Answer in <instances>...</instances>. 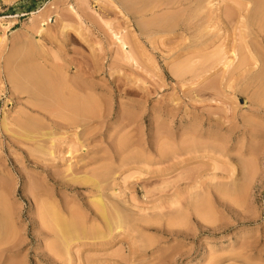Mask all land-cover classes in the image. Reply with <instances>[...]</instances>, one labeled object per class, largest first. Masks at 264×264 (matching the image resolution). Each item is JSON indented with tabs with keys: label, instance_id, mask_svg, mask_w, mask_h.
<instances>
[{
	"label": "rangeland",
	"instance_id": "374dc122",
	"mask_svg": "<svg viewBox=\"0 0 264 264\" xmlns=\"http://www.w3.org/2000/svg\"><path fill=\"white\" fill-rule=\"evenodd\" d=\"M199 1L0 0V264H264V30ZM50 82L87 114L33 108ZM95 196L128 216L111 236ZM52 209L82 226L68 256Z\"/></svg>",
	"mask_w": 264,
	"mask_h": 264
},
{
	"label": "bare ground",
	"instance_id": "6f19581e",
	"mask_svg": "<svg viewBox=\"0 0 264 264\" xmlns=\"http://www.w3.org/2000/svg\"><path fill=\"white\" fill-rule=\"evenodd\" d=\"M173 1V0H172ZM208 1V0H207ZM211 1V0H210ZM230 1V0H229ZM168 2V1H167ZM200 2H202V0H200L199 2H198V4L200 3ZM209 2V1H208ZM208 2L207 3H205V4H208ZM222 2V1H221ZM227 2V1H226ZM225 2V3H226ZM237 0L234 2V3H232V1H231V3L234 5V6H237L238 7V9H236V7H235V9L236 10H234L233 9V11H235V13H236V16L235 17H237L236 19L238 20L236 23H238L239 22V24L241 23L242 24V26H245V27H249V26H251L252 25V27H255L257 30V32L258 33H261L262 32V30H264V0H247L245 3H239V2H237ZM203 3V2H202ZM210 3V2H209ZM219 3V2H218ZM197 4V3H196ZM210 4H212V3H210ZM220 4V3H219ZM228 5H231V4H228ZM188 6V5H187ZM199 5H197V7H198ZM234 6H232L233 8H234ZM202 7V6H201ZM205 7V6H204ZM203 7V8H204ZM207 8V7H206ZM229 8V7H228ZM197 9V8H196ZM183 10V9H182ZM226 10V9H225ZM229 10H231L232 11V9H229ZM194 11H198V9L197 10H195V8H194ZM201 11H202V9H201ZM204 11V10H203ZM202 11V12H203ZM232 11V13H234ZM237 11V12H236ZM193 12V11H192ZM227 12H228V10H227ZM184 13V12H183ZM199 13V12H198ZM201 13V12H200ZM229 13V12H228ZM231 13V12H230ZM229 13V16L227 15V13H225V15H223V16H228V17H230V19H232L231 17H233V15L232 14H230ZM237 13H238V15H237ZM181 14V13H180ZM196 14H197V12H196ZM202 14V13H201ZM224 14V13H223ZM231 15V16H230ZM190 16H191V14H190ZM189 16V17H190ZM209 16V15H208ZM207 16V20L209 21V18L210 17H208ZM192 17H194V16H192ZM197 18H198V16H197ZM206 18V17H205ZM226 18V17H225ZM234 18V17H233ZM143 19V18H142ZM152 19V18H151ZM192 19V18H191ZM201 19H203V18H201ZM229 19V18H228ZM235 19V18H234ZM235 19V20H236ZM1 20V19H0ZM3 20V19H2ZM190 20V19H189ZM188 20V21H189ZM218 20V19H217ZM217 20H216V22H217ZM44 21V20H43ZM158 21V20H157ZM200 21V20H199ZM204 21H206V20H204ZM206 22V23H209V22ZM226 21H228V20H226ZM233 21V20H232ZM231 21V22H232ZM141 23H142V21H140ZM146 22L147 23H149L148 22V20L147 21H144V23H143V25L145 26L146 25ZM187 22V21H186ZM190 22H191V20H190ZM193 22V21H192ZM196 22V21H195ZM233 22H235V21H233ZM232 22V23H233ZM138 23V22H137ZM141 23L140 24H137V25H139L140 27H142L141 26ZM150 23H152V21H150ZM154 23V22H153ZM188 23V22H187ZM198 23H200V22H198ZM206 23H205V25H206ZM219 23V22H218ZM230 23V22H229ZM228 23V24H229ZM158 24V23H157ZM184 24V23H183ZM188 24H190V23H188ZM201 24V23H200ZM9 25H11V23H8V22H4V21H0V27H1V29L3 30V31H5L6 29H8V27H9ZM151 25V24H150ZM149 25V26H150ZM193 25V24H192ZM208 25V24H207ZM209 25H211V24H209ZM235 25H237V24H235ZM148 28H149V26L148 25H146ZM187 26V25H186ZM193 26H195V25H193ZM197 26V25H196ZM201 26H203V24H201L199 27L200 28H202ZM183 27V26H182ZM185 27V26H184ZM183 27V28H184ZM210 27V26H209ZM208 26H207V28H209ZM144 28H146V27H144ZM200 28H199V31H200ZM207 28H204L203 27V30L205 31V29H207ZM238 28V27H237ZM241 28V27H240ZM250 28V27H249ZM189 29V28H188ZM187 29V31H189ZM195 29V28H194ZM197 29V28H196ZM244 29V28H243ZM193 30V29H192ZM192 30H190L189 32H191ZM202 30V31H203ZM247 30V32H248V29H246L245 28V30L244 31H246ZM252 30V29H251ZM206 31H208V30H206ZM193 32V31H192ZM198 32V31H197ZM194 33V32H193ZM203 33V35L205 34L204 32H202ZM208 33V32H207ZM246 33V32H245ZM252 33H253V31H252ZM190 34V33H189ZM192 34V33H191ZM198 35H199V33H197ZM197 34H195V35H197ZM251 34V33H250ZM194 35V37L196 38V36ZM200 35H202V34H200ZM206 35V34H205ZM204 35V36H205ZM250 36V35H249ZM252 36V35H251ZM258 36V35H257ZM198 37H200V36H198ZM253 37V36H252ZM261 37H264V36H261ZM243 38V37H242ZM3 39H5V37H4V34H3V36H1L0 37V42L1 41H3ZM199 39V38H198ZM201 39V38H200ZM199 39V40H200ZM198 40V41H199ZM193 41H195L194 40V38H193ZM196 41H197V38H196ZM201 42V41H200ZM199 42V43H200ZM205 42V41H204ZM204 42H202V43H204ZM242 42H244V41H242ZM241 42V43H242ZM194 43H196V42H194ZM193 43V44H194ZM198 43V42H197ZM207 42H205V44H206ZM210 43V42H209ZM125 44V43H124ZM208 44V43H207ZM206 44V45H207ZM243 44V43H242ZM248 44V43H247ZM200 45H202V44H200ZM199 45V46H200ZM245 45V44H244ZM193 46H195V45H193ZM196 46H198V45H196ZM195 46V47H196ZM198 46V47H199ZM239 46H241V44L239 45ZM239 46H238V48H239ZM243 46V45H242ZM246 46V45H245ZM128 47V46H127ZM126 47V48H127ZM208 47V46H207ZM197 48V47H196ZM241 48H243V47H241ZM246 47H244L243 49H245ZM249 48V47H248ZM235 50V49H234ZM238 50V49H237ZM236 50V51H237ZM241 49L239 48V52H241L240 51ZM237 51V52H238ZM244 51V50H243ZM249 51V50H248ZM214 53H215V51H213ZM212 52V53H213ZM217 52V51H216ZM235 52V51H234ZM247 53V52H246ZM246 53H242V54H246ZM249 53V52H248ZM216 54V57H218L217 56V53H215ZM215 54H214V56H215ZM233 54H235V56H236V53H233ZM242 54H239V56L240 55H242ZM206 55V54H205ZM210 55V54H209ZM247 55V54H246ZM246 55H244V57L246 56ZM204 56V55H203ZM207 56H208V54H207ZM206 56V57H207ZM212 56V55H211ZM248 56V55H247ZM250 56V55H249ZM213 57V56H212ZM221 57V56H220ZM242 57V56H241ZM243 58V57H242ZM245 58H247V57H245ZM244 58V59H245ZM249 58V57H248ZM211 58L209 57V60H210ZM218 59H222V57L221 58H218ZM217 59V60H218ZM229 59V58H228ZM243 59V60H244ZM253 59H254V57H253ZM223 60V59H222ZM232 60V59H231ZM240 60V59H239ZM238 60V61H239ZM252 60V59H251ZM187 61H188V59H187ZM202 61H204V60H202ZM215 61H216V59H215ZM225 61V60H224ZM226 61H227V59H226ZM225 61V62H226ZM230 61V60H229ZM255 61V60H254ZM264 61V60H263ZM262 61V62H263ZM189 62V61H188ZM205 62H207V61H205ZM210 62V61H209ZM216 62H221V61H216ZM231 62H233V61H231ZM242 62V61H241ZM240 61H239V63H241ZM244 62V61H243ZM248 62H250V59H249V61H248V59H247V62H246V60H245V64L244 63H241L240 65H241V67H242V65L244 64V65H246V63L247 64H249ZM256 62V61H255ZM181 63V62H180ZM183 63H186V61L185 62H182V64ZM191 63V62H190ZM215 63V62H214ZM257 63V62H256ZM225 64V63H224ZM229 64V63H228ZM251 64H252V62H251ZM254 64V63H253ZM252 64V65H253ZM28 65V64H27ZM33 65V64H32ZM37 65V64H36ZM215 65V64H214ZM243 65V66H244ZM254 65H256V64H254ZM225 66V65H224ZM228 66V65H227ZM231 66V65H230ZM28 67V66H27ZM30 67V66H29ZM35 67V66H34ZM194 67V66H193ZM229 67V66H228ZM246 67V66H245ZM26 68V67H25ZM32 68H33V66H32ZM39 68V67H38ZM177 69H178V71L177 70H175V72L177 73V75L179 76V74H180V76H183V75H185V73H186V70L188 69L187 68V65L185 64V65H182V66H180V67H176ZM225 68V67H224ZM239 68V67H238ZM237 68V69H238ZM259 68V67H258ZM261 68H262V66H261ZM264 68V67H263ZM21 69V68H20ZM27 69V68H26ZM34 69V68H33ZM32 69V70H33ZM40 69V68H39ZM57 69V68H56ZM255 69V68H254ZM28 70H31V68H29ZM27 70V71H28ZM32 70L30 71L31 72V74H32ZM38 70V69H37ZM42 70V69H41ZM40 70V71H41ZM44 70V69H43ZM235 70V69H234ZM34 71V70H33ZM54 71V70H53ZM252 71V70H251ZM24 72H26V70H24ZM30 72L29 73H27L26 72V75L24 74L23 75V72L22 73H20V74H22L24 77L26 76V77H28L29 76V74H30ZM45 72V71H44ZM51 72V71H50ZM59 72V71H58ZM57 72V73H58ZM62 72V71H61ZM174 72V71H173ZM185 72V73H184ZM192 72V70H190V73ZM248 72V71H247ZM250 72V71H249ZM253 72V71H252ZM261 72H262V70H261ZM34 73V72H33ZM36 73H37V71H36ZM39 73V72H38ZM55 73H56V71H55ZM188 73V72H187ZM244 73V72H243ZM255 73V72H254ZM19 74V73H18ZM19 74V75H20ZM40 74V73H39ZM39 74H37V75H39ZM41 74H44L43 72L41 73ZM52 74V72L50 73V75ZM257 74V73H256ZM255 74V75H256ZM264 74V73H263ZM9 75H11V74H9ZM34 75V74H33ZM176 75V76H177ZM261 75V74H260ZM259 75V76H260ZM35 77H36V79H37V77L38 76H36V74L34 75ZM41 76V75H40ZM177 76V77H178ZM258 76V77H259ZM12 77L13 78H11V76H10V78H11V80L13 79L14 80V73H13V75H12ZM16 78H17V80H14V82H13V84L16 82V84L15 85H13V86H17V83H19V77H17V76H15ZM241 77V76H240ZM254 77V76H253ZM15 78V79H16ZM23 78V77H22ZM52 78V77H51ZM56 78V77H55ZM58 78V77H57ZM242 78V77H241ZM27 79H29V77L27 78ZM35 79V78H34ZM54 79V78H53ZM244 79V78H243ZM264 79V78H263ZM11 80H10V82H11ZM12 80V81H13ZM33 80V79H32ZM31 80V81H32ZM52 80V79H51ZM62 80V79H61ZM18 81V82H17ZM26 81V80H25ZM29 81V80H28ZM46 81V80H45ZM45 81H43V82H45ZM49 81H50V79H49ZM54 81V80H53ZM52 81V82H53ZM59 81V80H58ZM64 81V80H63ZM259 81H261V80H259ZM34 82V81H33ZM33 82H32V84H33ZM52 82H50V84L49 83H46V86H48L47 87V90L49 89V91H50V96H51V98L49 99V101L47 102V101H41V103L39 102V100L40 99H37L38 100V103L39 104H36V105H34V103H31L32 104V106H35V107H33V108H37V110H40L41 112H44L45 114H47V115H49L48 117H50V118H48L47 120H50L51 122L54 120V117H57L58 115H60V117H61V114H58V113H60V111L58 112V110L57 109H62L63 111L64 110H68L69 112H71V113H73L72 111H74V113H73V115H77L78 117L80 116L79 114H81V116H85V114H87V113H84V112H86V110L84 111V108H83V104H79L80 103V101L78 102L77 100H76V98H74L75 100H74V102L76 103V101H77V105H75V103H73V99H70V101H72L71 103H72V105H74V106H70V103H69V99H68V97L66 96L67 95V93H65L66 95V98H64V99H62L63 97L61 96V95H63V91L61 90V89H58V91L60 92V95H59V92L57 93V91H55L56 89L53 87V85H55L56 83L55 82H57L56 80L54 81V83L55 84H52ZM74 82V81H73ZM256 82V81H255ZM20 83L22 84L23 82L22 81H20ZM30 83V82H29ZM28 83V84H29ZM36 83V82H35ZM58 83V82H57ZM61 83V82H60ZM59 83V84H60ZM64 83V82H63ZM69 83V82H68ZM42 84V83H41ZM66 84H67V82H66ZM25 85V84H24ZM44 85V84H43ZM65 85V84H64ZM253 85V84H252ZM264 85V84H263ZM19 84H18V88L17 87H15V88H17V89H20L19 88ZM22 86V85H21ZM20 86V87H21ZM37 86V85H36ZM38 86H40L39 84H38ZM61 86V85H60ZM68 86V85H67ZM76 86V85H75ZM257 86V85H256ZM24 87V86H23ZM40 87H42V86H40ZM56 87V86H55ZM65 87V86H64ZM26 88V87H25ZM46 88V87H45ZM61 88V87H60ZM65 88H67V87H65ZM83 88V87H82ZM247 88V87H246ZM16 90V89H15ZM23 90H26V89H23ZM77 90V89H76ZM246 90V89H245ZM255 90V89H254ZM49 91H44L43 90V92H49ZM69 91V90H68ZM17 92V91H16ZM32 92H34L33 90H32ZM31 92V93H32ZM36 92V91H35ZM250 92H252V91H250ZM24 93V92H23ZM29 94V96L30 95H35L34 93H32V94ZM36 93H38V92H36ZM253 93V92H252ZM27 94V93H26ZM44 94H46V93H44ZM44 94L42 95L43 96V98H44ZM256 94V93H255ZM72 95H73V93H72ZM71 95V96H72ZM37 96V95H36ZM35 96V98H38V97H36ZM47 96H49V95H47ZM49 96V97H50ZM64 96V95H63ZM64 96V97H65ZM70 96V97H71ZM255 96V95H254ZM33 97V96H32ZM40 97V96H39ZM46 97V96H45ZM69 97V98H70ZM41 98V97H40ZM46 98H48V97H46ZM78 98H79V96H78ZM65 99H68V102H67V100H65ZM256 99V98H255ZM92 100V99H91ZM94 100V99H93ZM96 100V99H95ZM34 101H36V100H34ZM32 102V101H31ZM37 102V101H36ZM91 102H93V101H91ZM81 103H82V101H81ZM28 104V103H27ZM95 104V103H94ZM101 104V103H100ZM80 107H79V106ZM32 106H31V108H32ZM83 109H82V108ZM88 109V108H87ZM39 111V112H40ZM96 112V111H95ZM55 113V114H54ZM58 115H57V114ZM76 113V114H75ZM79 113V114H78ZM43 114V113H42ZM64 114V113H63ZM40 115V114H39ZM47 115H45V116H47ZM55 115V116H54ZM57 115V116H56ZM70 115H72V114H70ZM31 116V115H30ZM54 116V117H53ZM83 116V117H84ZM18 117V116H17ZM64 116H62V118H63ZM69 117V116H68ZM21 118V117H20ZM39 118V117H38ZM75 118V117H74ZM88 118V117H87ZM5 120H6V117L4 118ZM12 119V118H11ZM15 119H16V117H15ZM18 119V118H17ZM28 119H30V117L28 118ZM65 119H67V117H65ZM83 119H85V118H83ZM92 119V118H91ZM33 120V119H32ZM56 120V119H55ZM70 120H71V118L69 117V122H70ZM15 122H17L18 123V125H19V121L18 120H14ZM34 121V120H33ZM66 121H68V120H66ZM65 121V122H66ZM20 122L22 123L23 122V120L21 121V119H20ZM30 122H31V120H30ZM53 122H55V121H53ZM52 122V123H53ZM61 122V121H60ZM51 123V124H52ZM79 123V122H78ZM5 124H7V122L5 123ZM47 124H48V122H47ZM56 125V123H53V125ZM70 124V123H69ZM72 124H74V123H72ZM11 125V124H10ZM17 125V124H16ZM22 125V124H21ZM23 125H24V123H23ZM27 125H29L28 123H27ZM34 125V124H33ZM57 125H58V123H57ZM62 125H64V124H62ZM5 126H8V125H5ZM4 126V127H5ZM32 126V125H31ZM19 127H21V126H19ZM30 127V126H29ZM40 127V126H39ZM45 127H47V126H45ZM28 128V127H27ZM60 128V127H59ZM58 128V129H59ZM38 129V128H37ZM6 130V129H5ZM42 130V129H41ZM38 131V130H37ZM43 133V132H42ZM44 134V133H43ZM37 135V134H36ZM52 135V134H51ZM33 137V136H32ZM36 137V136H35ZM34 137V138H35ZM48 137V136H47ZM51 137V136H50ZM52 137L53 138H55L53 135H52ZM51 137V138H52ZM37 138V137H36ZM39 138V137H38ZM42 138H43V136H42ZM30 140H32L31 138H29ZM48 139H49V137H48ZM38 140V139H37ZM52 140V139H51ZM39 141H40V139H39ZM44 141V140H43ZM50 141V140H49ZM53 141H55V140H53ZM34 142V141H33ZM41 142V141H40ZM48 142V141H47ZM56 142V141H55ZM42 143V142H41ZM53 143V142H52ZM40 144V143H39ZM41 147H43V146H41ZM35 148V147H34ZM37 151H38V149H37ZM49 152V151H48ZM44 153V152H43ZM51 153V152H50ZM54 153V152H53ZM53 153H51V155H53ZM45 154H46V152H45ZM108 172V171H107ZM102 174V173H101ZM101 174H99V175H101ZM106 176V175H105ZM92 179V178H91ZM96 179V178H95ZM98 179V178H97ZM97 179H96V182H97ZM90 180V179H89ZM105 180V179H104ZM98 181H99V179H98ZM90 182H91V180H90ZM94 182V181H93ZM101 182V181H100ZM98 183V182H97ZM98 185V184H97ZM100 185V184H99ZM98 185V187L96 188V189H100L99 186ZM103 185V184H102ZM94 187H95V185H94ZM103 187V186H102ZM237 187V186H236ZM104 188V187H103ZM100 190H104V189H100ZM234 192V191H233ZM235 192H236V190H235ZM97 194H100V193H97ZM46 195V194H45ZM37 197V196H36ZM102 197H104V196H102ZM101 196H99V197H96L95 196V199H94V201L97 203H95L96 204V207H98L97 205H99V213L101 212V214H102V218H103V221H105L104 223H106V225H105V227L108 229L107 231H109L110 232V234L108 235V236H111V233L113 234V232L117 229V230H119V228H122L121 227V225L122 224H124L126 221H125V218H123V217H121V216H123V214H124V212H123V214H122V212H120V211H123L124 209H120V208H113L112 210H118L117 211V213L116 214H119L118 216L117 215H115V216H113L114 214H115V212L116 211H112L111 209H110V211H108V209H109V207H108V209H107V207H106V204L104 203V201H103V198H102ZM116 197V196H115ZM107 199V200H106ZM108 199L109 198H105V200L106 201H108ZM93 200V199H92ZM111 201V200H110ZM113 202V201H112ZM111 202V203H112ZM37 203H38V201H37ZM54 203V202H53ZM107 203V202H106ZM109 203V202H108ZM115 203V201L113 202V204ZM41 204H43V203H40V205ZM116 204V203H115ZM108 205V204H107ZM43 206H45V205H43ZM53 206V205H52ZM109 206V205H108ZM111 206V205H110ZM119 206V205H118ZM117 206V207H118ZM55 207V206H54ZM58 207V206H57ZM69 207V206H68ZM112 207V206H111ZM114 207H115V205H114ZM40 209V208H39ZM46 209H47V207H46ZM59 209V208H58ZM69 209H71L70 210V214L71 215H73V213H71V211H72V208H69ZM95 209V208H94ZM53 210V209H52ZM55 210H56V208H55ZM120 210V211H119ZM54 211V210H53ZM58 211V210H57ZM60 211V210H59ZM61 211H62V209H61ZM60 211V212H61ZM75 211V210H74ZM95 211V210H94ZM50 212V211H49ZM59 212V213H60ZM109 212V213H108ZM110 212H112V214H113V212H114V214L112 215L113 216V219H112V216L111 215H109L110 214ZM47 213V212H46ZM96 213H98V211H97V209H96ZM98 213V214H99ZM40 214V213H39ZM48 214V213H47ZM50 214H51V212H50ZM50 214L47 216L45 213H44V211H42V214H41V217H40V221H42V220H44V223L43 224H45L46 225V228L49 230L48 232H51V233H53V236H54V240H56V242H55V244H58L59 245V247H61V245L60 244H62V246L64 247H61L62 249H64L65 251V253H66V255L67 254H69V251H70V246H71V244H72V242H74L75 240H78V238L80 237V240H82L81 239V236H80V230H79V228L80 227H82V226H80L79 227V225L76 223V219H74L75 220V223L78 225V227L76 226V224L73 222L74 220H72V217L73 216H71L70 214L68 215V217L69 216H71V219L69 220H66L67 218L65 217V218H63V217H60V216H62V215H58V213L56 212V211H54V212H52V214H51V216H50ZM62 214H63V211H62ZM74 214H75V212H74ZM66 215V214H65ZM124 215H126V217H128L127 216V214H124ZM130 215V214H129ZM50 216V217H49ZM67 216V215H66ZM75 216V215H74ZM79 216H81V215H79ZM97 216V215H96ZM77 217H78V215H77ZM82 217V216H81ZM97 217H99V216H97ZM101 217V216H100ZM114 217L115 218H117V219H114ZM121 217V218H120ZM41 218H43L42 220H41ZM80 218V217H79ZM83 218V217H82ZM102 218L100 219L101 221H102ZM131 218V217H130ZM93 219V218H92ZM123 219H124V222L122 223V221H123ZM81 220V219H80ZM80 220H78V222H79V224H81V222H80ZM83 220V219H82ZM81 220V221H82ZM122 220V221H121ZM127 220V219H126ZM133 220H134V218H133ZM132 220V221H133ZM85 221V220H84ZM132 221H130V224H131V222ZM135 221V220H134ZM133 221V222H134ZM87 222V221H86ZM97 222V221H96ZM99 222V221H98ZM128 223V222H127ZM86 223H84V225H85ZM96 224V223H95ZM126 224V223H125ZM144 224V223H143ZM7 225V224H6ZM81 225H83V222H82V224ZM93 225V224H92ZM123 226V225H122ZM125 226V225H124ZM123 226V227H124ZM42 227H43V225H42ZM104 227V228H105ZM86 228V227H85ZM89 228H91V227H88V229ZM93 228H98V227H95V225L93 226ZM93 228H91L90 230L92 231V229ZM43 229H45V228H43ZM46 229V230H47ZM86 230V232L87 231H89V230ZM40 230H42V229H40ZM82 230V229H81ZM84 230V229H83ZM97 230L98 229H96V231H95V229L93 230L94 232H97ZM105 230V229H104ZM132 230V229H131ZM3 231V230H2ZM4 231H6L5 230V227H4ZM85 231V230H84ZM84 231H82L83 232V237L86 235H84ZM107 231H105V232H107ZM8 232V231H7ZM104 232V233H105ZM4 233V232H3ZM2 233V234H3ZM98 233V232H97ZM97 233H95L96 235H97ZM45 234V233H44ZM88 234H89V232H88ZM91 235H92V232L90 233ZM94 233H93V235H94V237L96 236ZM49 235V234H48ZM51 235V234H50ZM49 235V236H50ZM93 235L91 236V237H93ZM99 235V234H98ZM97 235V236H98ZM100 235H102V233H100ZM105 235H107L106 233H105ZM1 236V235H0ZM9 236V235H8ZM48 236V237H49ZM79 236V237H78ZM87 236H90V235H87ZM15 237V236H14ZM86 237V236H85ZM100 237H102V236H100ZM100 237H99V239L98 240H100ZM12 238V237H11ZM51 239H53V238H51ZM84 239V238H83ZM87 239V238H86ZM92 239V238H91ZM104 239V238H103ZM102 239V240H103ZM5 240V239H4ZM10 240V239H9ZM85 240V239H84ZM95 240V239H94ZM0 241H2V240H0ZM52 241V240H51ZM4 242V241H3ZM3 242H2V245L4 246V244H3ZM14 242V241H13ZM18 242V241H17ZM53 242V243H54ZM0 244H1V242H0ZM10 244V243H9ZM12 244H14V243H12ZM21 244V243H20ZM51 244V243H50ZM58 245H57V247H58ZM11 246V245H10ZM51 246V245H50ZM49 246V247H50ZM15 247H16V245H15ZM53 247H54V244H53ZM53 247H52V249H53ZM11 248V247H10ZM13 248V247H12ZM55 249V248H54ZM53 249V250H54ZM52 250V251H53ZM56 250H57V248H56ZM60 250V249H59ZM61 251V250H60ZM56 253H58L59 254V252H57V251H55ZM63 252V251H62ZM61 252V253H62ZM64 256H65V254H64ZM68 256V255H67ZM66 257V256H65ZM70 257V256H69ZM68 257V258H69ZM71 258V257H70Z\"/></svg>",
	"mask_w": 264,
	"mask_h": 264
}]
</instances>
